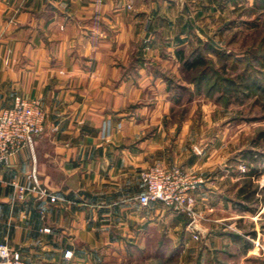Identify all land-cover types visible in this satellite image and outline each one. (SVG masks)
Here are the masks:
<instances>
[{
    "label": "crops",
    "instance_id": "obj_1",
    "mask_svg": "<svg viewBox=\"0 0 264 264\" xmlns=\"http://www.w3.org/2000/svg\"><path fill=\"white\" fill-rule=\"evenodd\" d=\"M218 2L0 0V110L23 95L47 112L33 145L0 160V242L35 264H113L160 238L166 252L224 253L246 237L234 251L239 264H252L256 246L236 222L255 212L227 187L240 171L220 169L225 157L207 142L191 149L189 120L173 115L166 77ZM157 160L206 177L197 191L206 218L196 229L186 213L139 200L140 173ZM33 169L60 200L14 199L13 181L29 182Z\"/></svg>",
    "mask_w": 264,
    "mask_h": 264
},
{
    "label": "rangeland",
    "instance_id": "obj_2",
    "mask_svg": "<svg viewBox=\"0 0 264 264\" xmlns=\"http://www.w3.org/2000/svg\"><path fill=\"white\" fill-rule=\"evenodd\" d=\"M189 1L192 6H200L205 0ZM233 1L235 8L228 6L226 0H219L221 11L201 15L195 22L196 34L191 36V42L177 48L188 52L213 42L219 51H210L209 65L192 73L179 61L176 74L169 76L173 83L187 86L173 88V115L178 121L189 120L194 152L200 151L197 143L207 142L210 151L218 149L225 157L227 164L220 169L228 168L230 174L240 171L239 180L227 185L232 190L229 193L235 203H243L255 213H246L236 225L250 234L251 243L256 246L258 253L250 256L252 264H264V0ZM250 183L251 198L240 199L237 191L243 186L248 189ZM242 238L224 253H217L216 249L201 253L199 245L193 251L184 252L179 245L166 252L160 238L151 251L129 252L113 264H239L240 255L234 249L249 242Z\"/></svg>",
    "mask_w": 264,
    "mask_h": 264
},
{
    "label": "built area",
    "instance_id": "obj_3",
    "mask_svg": "<svg viewBox=\"0 0 264 264\" xmlns=\"http://www.w3.org/2000/svg\"><path fill=\"white\" fill-rule=\"evenodd\" d=\"M47 112L40 98L16 95L11 105L0 110V160L24 146H32L35 137L46 126ZM145 190L138 195L139 200L148 204L161 201L167 207L183 212L191 218L190 226L196 229L199 220L206 216L197 209V191L206 182V177L180 164L166 165L155 161L140 173ZM14 199H25L33 195L40 199L57 202L61 197L44 185L36 169L29 174V182L13 181ZM49 231V227H44ZM198 235H195L197 237ZM72 250L66 251L71 257ZM0 264H35L23 257L20 251L0 242Z\"/></svg>",
    "mask_w": 264,
    "mask_h": 264
},
{
    "label": "trees",
    "instance_id": "obj_4",
    "mask_svg": "<svg viewBox=\"0 0 264 264\" xmlns=\"http://www.w3.org/2000/svg\"><path fill=\"white\" fill-rule=\"evenodd\" d=\"M205 46V47H204ZM203 47V49H200V46H197L195 48H193L190 51H186L185 49H178L177 50V56L179 58V60L183 63V67L185 68L186 71H188L189 73H192L193 70L199 69L202 66H206L209 65V61H210V51L214 50L215 53L219 51V48L213 43V42H209V43H204L202 44L201 48ZM205 68V67H204ZM172 73L167 72L166 73V77L170 83V86L172 88L177 87V89H183L186 88L182 83H173L172 82V78L169 76ZM253 184L250 183L248 185V189L245 188L246 186H243L239 189V193H238V197L240 199H250L251 198V186ZM243 203H240V206L246 209H250V210H254L253 208L249 207V206H245L242 205Z\"/></svg>",
    "mask_w": 264,
    "mask_h": 264
}]
</instances>
